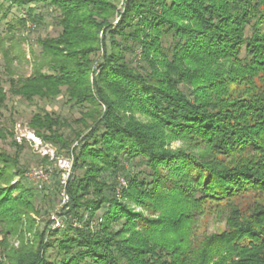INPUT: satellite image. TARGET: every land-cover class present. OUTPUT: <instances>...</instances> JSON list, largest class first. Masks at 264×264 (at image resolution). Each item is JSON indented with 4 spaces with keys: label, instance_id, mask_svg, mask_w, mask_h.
Segmentation results:
<instances>
[{
    "label": "trees",
    "instance_id": "1",
    "mask_svg": "<svg viewBox=\"0 0 264 264\" xmlns=\"http://www.w3.org/2000/svg\"><path fill=\"white\" fill-rule=\"evenodd\" d=\"M119 3L0 0L1 19L13 7L50 4L62 28L38 40L42 52L28 77L12 78L21 54L9 59L5 50L10 94L51 100L66 88L70 102L88 106L75 121L76 146L61 132L71 127L66 119L39 112L30 121L40 138L74 157L62 212L83 227L68 226L73 235L64 240H46L47 226L24 242L41 211L33 188L13 184L23 147L13 143L15 155L0 147V247L22 238L8 263L264 264V0H126L123 12ZM136 49L145 66L128 62ZM6 100L0 88V105ZM138 159L151 174L131 177L117 198V183L104 176ZM211 217L224 226L199 236L200 218ZM56 243L68 260L49 258Z\"/></svg>",
    "mask_w": 264,
    "mask_h": 264
},
{
    "label": "rangeland",
    "instance_id": "2",
    "mask_svg": "<svg viewBox=\"0 0 264 264\" xmlns=\"http://www.w3.org/2000/svg\"><path fill=\"white\" fill-rule=\"evenodd\" d=\"M126 0H120L118 10L123 12ZM6 4L5 6H7ZM35 18V21L30 19ZM0 13V88L7 95L4 105H0V130L5 134L6 138L0 141V147L3 151L11 155H15L17 147L13 144L17 142L23 147L20 155L21 171L16 170L13 184L22 183L23 185L33 188L36 193V203L41 213L33 219L36 221L37 230L32 232H24V242L30 244L33 242L35 232H42L47 228L46 240L57 239L64 240L66 235H73L69 227L82 228L83 222L71 215H64L62 209L69 203V195L67 193L68 180L73 174L74 157L69 155L67 151H59L56 146L45 142L40 138L35 130L30 126L31 118L39 112H48L58 115L59 117L71 122L70 128H65L61 132L69 140L75 139V133L82 129L81 126L75 124V121L81 118V115L88 109L87 105H77L69 101L66 95V88H62V94L54 99L47 100L35 97L31 101L13 97L10 92L11 76L8 74L7 65L8 58L5 50L9 49V59L14 58L16 54H21L18 59H14L13 70L15 76L25 78L30 76L33 71L34 59L40 57L42 48L38 42L39 39L46 37H56L62 31L60 22V12L50 4H36L31 7H13L11 14L6 19H1ZM22 20H27L26 24ZM120 20V14L114 19L113 24L116 25ZM12 27V28H11ZM261 32H264V24L261 26ZM253 29L247 28V35L251 36ZM4 43V46L1 44ZM168 43H165L167 46ZM5 48V49H4ZM102 52L93 56L96 67L102 62ZM127 60L133 67L145 66L141 60V50L136 49L134 53L128 52ZM93 80V77L91 78ZM182 89H184L182 87ZM78 141L74 140V146ZM181 146L180 142L172 144L173 148ZM45 160V161H44ZM124 169L118 173L116 177L114 173L104 176L108 185L117 183L115 188V196L121 198L124 190L128 188L129 179L134 175H139L141 179L149 177L151 170L143 160H132L130 162L123 160ZM37 170H45L47 178L40 181H32L30 174ZM82 172H76V175ZM122 179L126 181L124 185ZM107 196L111 197L113 190L111 187L106 189ZM109 206L104 205L99 211L98 216L101 217L107 212ZM84 216L87 212L84 211ZM55 220H58L62 226H55ZM98 221L90 223V228H95ZM198 235L203 233H212L219 226H224L223 221H214L209 218L206 222L200 218L198 224ZM1 229V228H0ZM115 230H119V225H114ZM59 231L56 236L49 237L51 232ZM4 239V235L0 234V241ZM21 237H9L7 247H0V264H9L6 254L12 249L20 247ZM51 260L69 259L71 255L58 251V244L48 251Z\"/></svg>",
    "mask_w": 264,
    "mask_h": 264
},
{
    "label": "built area",
    "instance_id": "3",
    "mask_svg": "<svg viewBox=\"0 0 264 264\" xmlns=\"http://www.w3.org/2000/svg\"><path fill=\"white\" fill-rule=\"evenodd\" d=\"M30 179L34 182L36 181H40L41 179L43 178H47V174L45 173V170H37L35 172H32L30 174ZM122 183L125 185L126 184V181L122 179ZM55 226H62L61 223L58 221V220H55Z\"/></svg>",
    "mask_w": 264,
    "mask_h": 264
}]
</instances>
